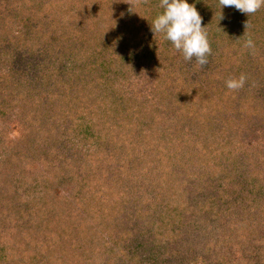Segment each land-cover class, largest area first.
Masks as SVG:
<instances>
[{
    "label": "trees",
    "instance_id": "16d2710c",
    "mask_svg": "<svg viewBox=\"0 0 264 264\" xmlns=\"http://www.w3.org/2000/svg\"><path fill=\"white\" fill-rule=\"evenodd\" d=\"M36 1L37 4H35ZM94 1H101V5L104 6V9L96 7L95 2H93L92 5L89 1L86 2L84 0H34L33 9L35 12L33 11L32 15L29 17L24 16L23 12L27 8L26 3L28 0L0 1V25L3 24V22L6 25V29L0 28V48L3 47L0 54L5 55L6 53H10V64L14 62V65H11L10 71H6V73L2 74V82L0 81V84L8 88H12L13 86L17 87V82L15 81L13 75L15 69H20L22 67L21 64L24 62V57L26 58V63L27 60L30 59V61L35 65L34 68L39 69V71L42 70V72L49 71L50 69L53 70L54 67L59 68L61 66V71L59 70V72L61 73L67 70L65 72L67 75L66 77L70 78L73 81L72 83L78 85V88L74 91L73 97L70 98L71 101L69 102V109L76 110L75 106H77L79 108V112L78 110L77 112L81 115L86 112V110L83 109L84 107L89 109L91 105L92 109L93 103L96 106H100L103 102V100H101V93L98 87H101V85L104 84V77L108 76L106 70H103L104 67L111 64L118 65L116 68L118 69L116 71V78L120 80L125 77L123 75H128V80L131 82V79L135 76V74L140 72H136L137 68L133 67V63H137L136 61L139 60V58L136 57L137 53H134L137 52V48L141 44L142 46L149 45L150 47V44L154 42L156 46L159 44L161 45L159 47L165 49L171 46L169 50L172 49L173 45L170 41L167 42L168 40L165 39L164 33L155 34L152 31L151 23L164 11V9L160 7V0H148L147 3H144V0H142V10L145 17L142 18L140 27L133 24V15L131 14L133 12L130 9L140 7L141 0H134L135 2L129 5L124 4L126 0ZM83 3L85 6H83ZM189 4H194L197 11L200 13L203 21L202 26L206 27L207 33L212 34L211 31L213 29L218 30L219 25L216 22V19L221 17L222 14L223 19H225L224 24H228L227 27L230 31L233 30L232 28L239 30L238 34L235 30H233L235 32H232L231 35L236 33L237 38L239 35H242L246 41L249 38L254 41L256 48L255 50L248 52L245 58V64L248 77L257 74L255 68L260 65L264 66V28L259 29L261 23H258L260 19L262 22L264 21V7L256 13L248 16L247 14L237 10L235 7L222 8L219 4V0H191ZM91 6L94 10L90 8ZM12 12H15L16 16L11 14ZM18 14H20V16L17 17ZM1 18L4 19V21H1ZM13 20H15L16 23ZM99 20H101L100 23H97ZM248 20L250 23V27L248 29L249 33L245 34V22ZM11 22L16 24L17 27H22L24 29L21 34H25L27 31V36L21 37L20 35L15 37L13 32L7 34L5 31L10 28L12 24ZM257 24L258 27L255 29ZM80 29H84L86 31V36L82 42L83 44L80 46V50H71L74 48L72 46V39L78 40L75 37L79 34ZM44 30L46 31L45 36L47 38L44 37L46 41H44V43L39 41L37 42L39 33H43ZM221 30L223 32L220 36H223L225 32L224 25ZM209 36L212 35H208V39L210 41L211 37ZM41 38L43 37L41 36ZM103 38L106 40L109 39L110 44L116 43L115 45L117 46L128 42L127 48L124 51L120 49H114L113 51L111 50V47L106 45V40ZM20 39H22L21 42L26 43V46L31 47L28 48L27 52L22 51L21 48H16L19 47L16 44L17 40ZM235 42L237 41L232 40V47H235ZM37 47H39V50L36 51L35 48ZM90 47L94 50L87 53L85 60H74L76 59L77 54L88 51ZM54 48L57 49L58 52H56ZM33 50L35 52H33ZM110 51L112 52L111 56L109 54ZM129 51L131 54H129ZM174 51L177 54L179 52L175 48ZM258 51H261L258 54L260 56H258L257 53H252ZM40 52L47 53V59H42L41 61L39 58ZM84 54H82V56H84ZM139 54H143V52L140 51ZM179 54L183 56L182 53ZM152 55L153 46L146 57H151ZM257 58H259V60H257ZM61 59L64 65L59 62ZM148 59L146 58V60ZM115 61L118 62L115 63ZM2 62L0 60V66H6L3 60ZM165 69L170 72H167V74L166 71L163 74L152 73L151 77L146 79V83L142 82V84L146 86L145 88L143 86V89L139 90L137 94L131 92L129 96L127 95L128 97H126V99L128 102L127 105L124 103L126 105L124 113L129 110L131 105L130 103L136 105L140 100L141 104H139L138 107L141 110H133L134 116L136 115L138 117L140 114L141 117H147L156 112V110H148L150 107L149 104L153 101L154 97H156V91L159 88L161 89V85L164 84L166 75L173 74V69H170L168 66L164 69H160V71ZM68 71L70 72V75L68 74ZM258 71H260V74L257 75L263 82H256L253 85V83H250V81L247 80L245 86L238 91H231L224 86L221 87L220 85L222 84V81L221 84L218 82V87L220 86V88L228 89L226 92L225 90H222L223 94H221L223 97H219L221 98L220 101L223 105L229 104L228 110H225L229 114V117L225 116L224 122L220 126H215L213 129L209 128L208 130H202L199 135L195 134L197 138L201 139V143L208 138L212 140H210L209 144L205 146V149H208L210 157H212V153L215 157H212L204 162L202 161L201 163L200 160H195L192 162L191 166V168L196 173H200L201 177L204 180L206 179V181L218 182L220 187H222L223 182H225L224 186L226 184H229L228 186L232 185V188L227 190L230 191L232 194L231 196H233V206L236 205L235 208L242 209L243 212L240 216H246L247 218L250 216V219H257L255 218L253 211H258V209L251 207L249 204L252 205L253 203H257L259 206H264V192L261 194V192L264 191V153L255 149H248L249 146H247L246 142L248 141V137L252 133H255V131L256 133L260 132V137L264 138V71L262 69ZM236 74L237 73L235 72L234 76H236ZM34 79L35 78L31 79L29 76L28 78H23L22 81L24 84L30 82L27 85L30 87L32 86ZM182 94H184L183 91H178V95ZM98 95L99 97L97 98ZM67 96L68 95H66L65 98H61L62 101H58L57 104L63 105L65 100L68 99ZM137 98L139 99L138 101ZM79 102H81L82 107ZM144 103L146 104L144 105ZM27 106L31 112L47 111L52 113L54 111L52 109L35 110L34 108H37V106L34 105V103L31 106ZM29 110L23 111L28 112ZM72 116L74 115H71V117ZM36 118L40 119L39 116ZM128 119L129 118H126V121ZM94 121L95 123L97 122V125H101V127L104 128V131L105 129L108 130V134H110V132L117 134V136H109H111L112 139H116L115 143L119 147L118 150H121V152L128 151V147H125V141L119 137L122 132L118 130V127L115 128L111 124L107 122L105 123L104 119L97 118L95 115ZM35 125L40 126L39 128L43 132H47L44 128H49L51 134L57 133L63 137V133H58L60 129L56 130L57 127L53 123H51L49 127H43L33 121V126ZM258 125L263 126V130L260 129V131L257 132V129H259ZM84 128L88 130V132L86 134L84 132L81 133L83 136L88 135L90 126L86 125L82 129ZM68 130L69 128L64 131V134L67 133ZM91 132L93 140L94 136H96L94 133L95 129ZM72 134H74L73 129L69 135ZM81 134L80 137L82 138L83 136H81ZM6 135L7 137H10V133H7ZM37 135L40 137L39 133H37ZM99 137H97V142L99 143L96 145L98 146L96 149L98 151L99 148L102 149L104 146V144L101 143L103 138L100 139ZM18 139L19 141L13 143L14 149L19 146L18 142H21L22 146H27L26 144L28 142L25 140L24 133H22V135H18ZM132 140L128 136L127 141L132 142ZM42 141H44L43 137L35 143L37 149L41 148L39 146L42 145ZM76 143H78V145H76V149L73 150V157L77 158L78 161L82 160L84 162L86 172L85 176H83L79 182V187H77V185L75 186L70 197H60L59 194L55 193L56 190L51 192L49 189L46 190L47 188H45L34 197L26 194L27 197H29V200L24 198L22 193H25L26 190L23 189L27 186V181L30 179L29 158H31L34 163L36 160H39V162L45 166H50V162L47 158L43 159L42 154L38 155L32 152V148L30 149L31 146H21L22 148H29V150L26 149V151L23 149L20 150L19 146V150L17 149L18 151L9 152L7 158L5 159L6 161L4 162L5 167L7 168L5 171L7 175L5 177H1V179L3 178L5 181H8L10 180V177H12V183L10 184L14 189H10L9 187L2 188L0 186V252H2L0 253V264H110V262H112V264H153V262L145 260V255V259L141 260L143 258V254H138V252L149 251L151 253L155 249L152 247L153 243L160 245L159 252L161 250H165L163 247L165 243L161 244V239L158 237L161 226L158 227V225H156V220L158 221L160 218H163L162 216L166 215V211H168L166 208L169 207L168 203L162 206V211L157 216H154L155 218H147L151 224H149V227L145 229V232L142 231L138 236H136V240H134L133 237L130 238L131 234L127 232L129 245L131 246L130 255L128 253L127 256H124L126 253L114 255L111 250L119 251L120 247L117 245V243L119 244V241L115 238L118 242L115 244V248L113 245L111 249V246L109 245L110 243L107 240L108 234L106 232L115 228L112 225V222L115 221V219L116 223L121 221V214H117L114 218H111L113 217L112 214L109 215L111 209L115 207V204L117 206L118 200H112L115 193L113 192V186H109L110 182H112V184L113 182L116 183L114 179H118L120 175L121 184L124 183V178L129 180L134 178L138 185H140L144 182L146 183L148 178H144L145 181L139 183V174H134L135 171L132 168L133 166H130V163H127L126 161L122 163L121 160L110 159L108 157L104 158L99 154L91 157L96 150L93 151L92 154H89L91 150L90 146L85 148L87 144L81 145L84 144L83 142H81V144L80 142ZM196 144L198 145V142ZM242 146H245V151L242 150ZM261 146H264V144L258 142L256 147L259 148ZM214 148H217L221 152V155L214 154ZM112 149L114 148H111V150ZM209 149H212V151ZM81 153L82 156L79 158ZM127 156L129 157L131 154H128ZM16 157L19 160H17ZM10 160L12 161L11 163L8 162ZM7 163H10V165H7ZM190 163H184L183 160H178L176 162L177 166L181 164H188L189 166ZM114 164H118L119 169H117ZM167 165L172 167L173 162L168 161L166 166ZM56 167L60 169L59 172L55 166H52L51 169L55 168L56 173L58 172L57 174H52H56V178H59L60 176L63 177L65 175V168H61L60 166ZM126 168H130L134 172L128 175L116 174L121 172L127 173ZM18 171H22V175L19 174L17 176ZM48 172L50 173V171ZM112 173L116 178H113L111 175ZM101 174L103 177L110 174L105 179L107 182L106 185L103 178L99 177ZM48 175L49 176L45 175L46 184L51 179L50 174ZM178 176L183 177V174L179 172ZM68 177L69 175H66L64 178ZM41 180L42 181L40 183H43V179ZM254 192L257 194H253ZM109 193L112 198H104L102 201L103 207L97 208V203H100L101 200L99 197L103 194L107 195ZM79 194L80 196L78 198ZM246 194V201H248L249 204L244 201V205L241 206L239 203L241 201L239 200ZM260 194L261 196H259ZM95 197L97 198V202L93 206ZM123 202L124 201L122 200L120 205L123 204ZM261 210L262 213H264V209ZM233 211H235V209ZM198 212H200V207L199 210L197 209V213ZM226 215H228V213ZM194 225H196L195 227H197V230L193 228V232H191L189 229L191 235H188V240H182L181 242L175 241L176 239H172V242L169 244V248L170 246L174 248L178 242L183 243L182 245L186 244L188 247V243L192 242L189 240V236H192L193 241H197L198 244L201 245L200 247L204 253V255H199L197 261L195 260L196 262L200 261L199 264H225V261H222L223 258H215L216 251L210 252L212 248L207 249L206 246H202L203 242H207V245L214 244L213 249H215V247L218 246L216 243H220V239H218V230L213 228V226L203 225L201 221H198L197 224ZM194 225L191 226L193 227ZM237 225L242 228H246L243 232L249 233V225L246 222L238 221ZM183 227H185V230L190 228L187 225ZM214 230L216 233H213ZM154 236L156 237L153 238ZM261 239L262 238H258L256 240V245L254 247L255 250L264 247L262 241H259ZM25 242L27 243L24 246ZM99 247L102 248L98 250L97 248ZM252 250L253 244H251L250 248H247L245 252L248 255V253L252 252ZM242 253L243 249H241L240 256H242ZM209 254H212L211 258H209ZM255 254L258 258H261L259 253ZM127 257L129 258V261ZM33 259L37 260L35 261ZM164 261H166L165 258ZM167 261L168 264H182L181 261H177V259L174 258L170 263V256L167 257ZM261 261L264 262V258H262ZM256 263L259 262L252 260L251 262H247V259L244 257L242 263L239 264Z\"/></svg>",
    "mask_w": 264,
    "mask_h": 264
},
{
    "label": "rangeland",
    "instance_id": "374dc122",
    "mask_svg": "<svg viewBox=\"0 0 264 264\" xmlns=\"http://www.w3.org/2000/svg\"><path fill=\"white\" fill-rule=\"evenodd\" d=\"M33 1L34 0H28L26 3L27 8L23 11L24 16L29 17L32 15L33 11L35 12L33 9ZM84 1H89L92 5L93 2H95L96 7L104 9V6L101 5V1ZM190 1L191 0H188L189 3ZM134 2V0H126L124 4L129 5ZM35 4H37V1ZM142 4L143 1L141 0L140 7L130 9L133 12L131 13L133 15V24H136L138 27L141 26V20L145 17L142 10ZM83 6H85L84 3ZM90 8L94 10L92 6ZM11 14L16 16L15 12H12ZM18 16H20V14H18L17 17ZM220 18L221 17H218V19H216V22L219 25L218 30L213 29L211 31L212 34L208 33V35H212L209 36L211 37L210 44L212 53L208 56L207 65L200 67L196 64L195 58H193L192 61H186L182 58L183 56L179 54L181 53L180 51L178 54L174 51L173 46L172 49L169 50L171 46L165 49L159 47L161 46L159 44L156 46L154 42L150 44V47L149 45L142 46L141 44L137 48V52L134 53L138 54H136V57L139 58V60L136 61L137 63H133V67L137 68L136 72H140L135 74L131 79V82H129L128 75H123L125 77L120 80L116 78V71L118 70L116 68L118 65L111 64L104 67L103 70H106L108 76L104 77V84L101 85V87H98L103 102L100 106H96L93 103L92 109L91 105L89 109L84 107L83 109L86 110V112L81 115L78 113L79 108L77 106H75L76 110L69 109L70 98L73 97L74 91H76L78 85L72 83L73 81L66 77L67 75L65 72L67 70L60 73V66L59 68L54 67L53 70L50 69L49 71L42 72V70L39 71V69L34 68L35 65L30 59H28L26 63V58L24 57V62L21 64L22 67L20 69H15L13 75L17 82V87L13 86L12 88H8L0 84V186L2 188L9 187L10 189H14L10 184L12 183V177H10V180L8 181H5L3 178L1 179V177L7 175L5 172L7 168L5 167L4 162L6 161L5 159L9 152L18 151L19 146L20 150L23 149L26 151V149L29 150V148L22 147L31 146L30 149L32 148V152L38 155L42 154L43 159H49L50 166H55L58 172L60 169L56 166L63 167L66 170L64 169L65 175L63 177L60 176L59 178H56L58 172L56 173L55 168L51 169L52 166H45L39 162V160H36L34 163L31 158H29L30 179L27 181V186L23 189L26 191L25 193H22V196L29 200L27 195H30L31 197L37 196L38 193L47 188L46 190L49 189L51 192L56 190L55 193L59 194L60 197H70L75 186L77 185V187H79V182L81 181V178L85 176L86 172L84 162L82 160L78 161L77 158L73 157V150H75L76 145H78L76 142H80V144L83 142L84 144L81 145L87 144L85 148L90 146L91 150L89 154H92V152L98 147L96 146L99 143L97 142V137L100 136V139L103 138L101 143L104 144V146H101L102 149L99 148V151L96 150L91 157L99 154L104 158L108 157L110 159L121 160L122 163L126 161L131 164V167L133 166L132 168L135 172L130 168H126L127 173L115 172L116 174L128 175L132 172H134V174L138 173L139 183L144 182V178H148L146 183L144 182L140 185H138L134 178L131 180L124 178V183L121 184L120 175L117 179L113 173L111 174L113 178H116L114 179L116 183L113 182L112 184V182H110V185L108 184L114 188V191H112L115 194L112 200H118L117 206L115 204V207L111 209L109 215L112 214L113 217H110L114 218L117 214H121V221L116 223L115 219V221L112 222V225L115 228L106 232L108 234L107 240L110 243L109 245L111 246V249L113 245L115 248V244L119 241V244L117 243L120 247L119 251L111 250L114 255L121 253H126L124 256H127V253L130 255L131 246L129 245L127 232L131 234L130 238L133 237L134 240H136V236L142 231L145 232V229L151 224L147 218H155L154 216H157L162 211V206L168 203L169 207L166 208L168 211L165 210L166 215L162 216L163 218H160L158 221L156 220V225H158V227L161 226L158 237L161 239V244L165 243L163 245L165 250L159 252L160 245L153 243L152 247L155 249L151 253L149 251L138 252V254H143L141 260L146 257L145 260L153 262V264H168L167 257L170 256V263L174 258L177 259V261H181L182 264H199L200 261H196L199 258V255H204V253L200 247L201 245H199L197 241H193L192 236H189V240L192 242L188 243V247L186 244L182 245L183 243L178 242L174 248H172V246L169 248V244L172 242V239L181 242L182 240H188V235H191L193 228L197 230V227H195L196 225L194 224L201 221L203 225H210L218 230L219 237L215 236L220 239V243H216L218 246L215 247V249H213L214 244L207 245V242H203L202 244V246H206L207 249L212 248L210 252L216 251L215 258H223L222 261H225V264L242 263L244 257L247 259V262H251L252 260L259 262L256 264H264V262L261 261V259L264 258V247L256 250L254 248L258 238H262L259 241H262L264 246V213H262L261 210L264 209V206H259L257 203H253L252 205L249 204V202L246 201V194L244 197L240 198L239 201L241 202L239 203L243 206L244 201H246L251 207L257 208L258 211H253L254 216L257 219H250V216L249 218L246 216H240L243 211L241 208H235L236 205L233 206V196H231L232 194L227 190L231 189L232 185L228 186L229 184H226L224 186L225 182H223L222 187H220L218 182L204 180L200 173H196L191 168L192 162L195 160H200L201 163L202 161L204 162L215 157L213 153L211 154L212 157H210L208 149H205V146L209 144L211 139L208 138L201 143V139L197 138L195 134L199 135L202 130H208L209 128L213 129L215 126H220L224 122L225 116L229 117V114L225 111L228 110L229 104L223 105L220 101V97H223L222 90H225L226 92L228 89L220 88V86L226 87V81L232 77L238 78L239 74L241 75L243 73L247 76L245 58L248 52L252 51V49L244 47L246 40L242 35H239L237 38L236 33L238 34L239 30L232 28L236 33L231 35V33L235 31H230L227 27L228 24H224L225 19ZM101 20L97 21V23H100ZM1 21H4V19L1 18ZM13 21L15 22V20ZM258 23H261L259 29H263L264 21L262 22L260 19ZM223 25L225 32L223 36H220L223 32L221 30L223 29ZM257 27L258 24L255 29ZM0 28L6 29L4 22L0 25ZM23 30L22 27L19 28L16 24L12 23L10 28L5 32H7V34L13 32L15 37L20 35L21 37H25L28 32L26 31L25 34H21ZM45 32L46 31L44 30L43 33H39L37 42L44 43V41H46L45 38L47 37L45 36ZM247 33L249 32L247 31ZM41 36L43 38H41ZM85 36L86 31L80 29L79 34L75 37L78 40L72 39V46L74 48L71 50H80V46H82ZM232 40L237 41L235 42V47L231 46ZM21 41L22 39L17 40L16 45L19 47L16 48H21L22 51L27 52L28 48L31 47L26 46V43ZM127 43L128 42H125L122 45L117 46L115 45L116 43L110 44L109 39L106 40V45L111 47V50L113 51L114 49L124 51L127 48ZM152 46L153 55L151 57H146ZM39 47L35 48V50H39ZM2 49L3 47L0 48V53ZM54 50L58 52L57 49L54 48ZM92 50L94 49L90 47L88 51L77 54L76 59L74 60H85L87 53ZM139 50L142 51L143 54H139ZM33 52L35 51L33 50ZM260 52L261 51L252 53H257L258 55ZM82 54H84V56H82ZM109 54L111 56L112 52L110 51ZM129 54H131L130 51ZM144 57L149 59L146 60ZM10 58V53H6L5 55L0 54L1 62L3 60L6 65L3 67L0 66V81L2 74L6 73V71L9 72L11 65H14V62L10 64ZM39 58L41 61L42 59H47V53L40 52ZM257 60H259V58H257ZM59 62L64 65L62 59ZM116 62L118 61H115V63ZM166 66L173 69V74L166 75L164 84L161 85V89L159 88L156 91V97H154L153 101L149 104L150 107L148 110H156V112L147 117H141L140 114L138 117L136 115L134 116L133 110H141L138 107L139 104H141L140 100L136 105L130 103L129 110L124 113L128 102L126 97H128L131 92L137 94L139 90L143 89V86L145 88L146 86L143 85L142 82L146 83V79L150 78L152 73L163 74L166 71L167 74V72H170L166 69L160 71V69H164ZM261 69L264 71L263 65L255 68L257 74H260V71L258 70ZM235 72L237 73L236 76H234ZM68 74L70 75L69 71ZM257 74L251 77L247 76V80H249L250 83H253V85L256 82H263ZM29 76L31 79L35 78L30 87L27 86L30 82L24 84L22 81L23 78L25 79ZM218 82L221 84L219 87ZM178 91H183L184 94L178 95ZM66 95L69 97L67 96L68 99L65 100L63 105L57 104L58 101H62L61 98H65ZM98 97L99 95L97 98ZM138 100L139 99L137 98V101ZM33 103L37 106V108H34L35 110L52 109L54 111L52 113L47 111L31 112L27 105L31 106ZM124 103H126V105ZM79 104L82 107L81 102H79ZM145 104L146 103H144V105ZM23 110L29 111L24 112ZM71 115L74 116L71 117ZM94 115L97 118L104 119L105 123L107 122L115 128L118 127V130L122 132L119 137L125 141V147H128V151L121 152V150H118L119 147L115 143L116 139H112L111 137L117 136V134L114 132L108 134V130L106 129L104 131V128H102L101 125L99 126L97 125V122L95 123ZM38 116L40 119L36 118ZM126 118L129 119L126 121ZM33 121L43 127H49V125L53 123L57 127L56 130L60 129L58 133H63V137L57 133L51 134L49 128H44L47 132H43L39 128L40 126H33ZM86 125L90 126L89 133L88 135L83 136L81 133L84 132L86 134L88 132L85 128L82 129ZM68 128L69 130L64 134V131ZM258 128L257 132H259L260 129L263 130V126L258 125ZM72 129L74 130V134L69 135L72 132ZM93 129H95L94 133L96 136H94V139L92 140L91 131ZM7 133H10V137H7ZM22 133L25 134V140L28 142L26 144L27 146H22L21 142H18L19 146L14 149L13 143L19 141L18 135H22ZM37 133H39L40 137ZM80 134L83 136L82 138L80 137ZM128 136L131 140L133 138L132 142L127 141ZM260 136V132L256 133L255 131V133H252L248 137V141H246L247 146H249L248 149H255L264 153V146L259 148L256 147L258 142L264 144V138ZM42 137L44 138V141H42V145L39 146L41 148L37 149L35 143ZM197 142L198 145L196 144ZM244 147L245 146H242L243 151L246 150ZM111 148L114 149L111 150ZM209 150L212 151V149ZM213 150L215 151L214 154L221 155V152L217 148H214ZM128 154H131V156L128 157ZM81 156L82 153L79 158H81ZM16 159L19 160L17 157ZM178 160H183L184 163H191L189 166L188 164L177 166L176 162ZM168 161L173 162L172 167H169V165L166 166ZM8 162L11 163L12 161L10 160ZM10 163H7V165H10ZM115 167L119 169L118 164ZM48 171H50V173ZM179 172L183 174V177L178 176ZM17 173L18 176L19 174L22 175L23 172L18 171ZM48 174H50L51 179L46 184L45 175L49 176ZM66 175H69V177L64 178ZM109 175L110 174H107L106 177H103L101 174L99 176L103 178L105 185L107 183L105 179ZM41 179H43V183H40L42 181ZM263 192L264 191H262L261 194ZM253 194L257 193L254 192ZM261 194L259 196H261ZM79 196L80 194L78 195V198ZM121 197L124 202L120 205V202H122ZM99 198H101V200L100 203H97V208H102L103 199L112 198V196L109 193L107 195L103 194ZM94 200L93 206L97 202V198L95 197ZM199 207L200 212L197 213ZM234 209L235 211H233ZM227 213L228 215H226ZM238 221L246 222L249 225V233L243 232L246 228L238 226ZM186 225L189 227L191 225L194 226L185 230V227L183 226ZM213 233H216L215 230ZM155 237L156 236L153 238ZM26 243L27 242L24 243V246ZM251 244H253V250L247 255L245 251L247 248H250ZM101 248L102 247H99L97 249L100 250ZM241 249H243L242 256H240ZM255 253H259L261 258H258ZM211 257L212 254H209V258ZM164 258L166 261H164ZM110 264H112V262H110Z\"/></svg>",
    "mask_w": 264,
    "mask_h": 264
},
{
    "label": "clouds",
    "instance_id": "9594fccd",
    "mask_svg": "<svg viewBox=\"0 0 264 264\" xmlns=\"http://www.w3.org/2000/svg\"><path fill=\"white\" fill-rule=\"evenodd\" d=\"M148 0H144L147 3ZM224 7H235L248 16L264 7V0H219ZM160 7L164 9L151 23L152 31L164 33L165 39L170 41L177 51L183 54L186 61L195 58L196 64L203 67L208 64V56L212 53L206 27L202 26V17L194 4L188 0H160ZM223 16L221 14V18ZM250 27L249 20L245 22L246 33ZM245 48L255 50L254 41L249 38ZM247 76L241 74L238 78L226 81V87L231 91H238L245 86Z\"/></svg>",
    "mask_w": 264,
    "mask_h": 264
}]
</instances>
